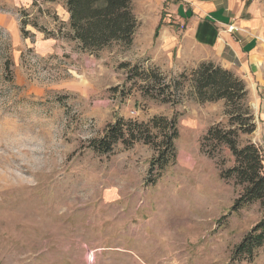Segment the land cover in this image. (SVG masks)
<instances>
[{
  "label": "rangeland",
  "instance_id": "rangeland-1",
  "mask_svg": "<svg viewBox=\"0 0 264 264\" xmlns=\"http://www.w3.org/2000/svg\"><path fill=\"white\" fill-rule=\"evenodd\" d=\"M22 13L41 28L27 25L24 35ZM66 13L64 0H0V264H264V246L252 263L231 258L262 207L232 211L241 187L220 177L229 149L215 157L200 149L208 126L226 119L223 100L191 93L200 63L170 67L140 31L125 50L85 53L59 31ZM122 62L157 69L181 81L179 90L168 102L143 97ZM248 101L259 120L247 137L264 155V120ZM153 115L176 116L178 128L176 160L154 185L152 145L87 147L116 117Z\"/></svg>",
  "mask_w": 264,
  "mask_h": 264
},
{
  "label": "trees",
  "instance_id": "trees-1",
  "mask_svg": "<svg viewBox=\"0 0 264 264\" xmlns=\"http://www.w3.org/2000/svg\"><path fill=\"white\" fill-rule=\"evenodd\" d=\"M132 1L64 0L68 20L58 23L59 31L74 41L78 49L91 55H97L111 45L125 50L133 44L139 24L132 11ZM22 15L21 31L24 35L27 34V25L41 28L36 21L26 19L28 13ZM120 66L127 67L126 80L138 86L141 96L155 101H170L181 85V81L166 80L157 69H144L139 63L122 62ZM189 74L191 93L198 102L223 100L225 103V121L208 126L200 138V149L209 157L217 156L224 147L229 149L232 164L220 170V177L233 178L241 187L231 206L232 211L256 201L261 204L260 219L242 236L231 256L236 262L252 263L257 249L264 246V155L247 137L257 127L248 101V89L240 76L210 61L201 62ZM180 78L186 79L187 74L180 73ZM177 137L176 116L153 115L147 121L120 116L108 123L99 137L89 139L87 147L106 154L117 143L125 147L137 141L152 145L157 154L150 161L148 180L154 185L164 169L176 160L174 140Z\"/></svg>",
  "mask_w": 264,
  "mask_h": 264
},
{
  "label": "crops",
  "instance_id": "crops-1",
  "mask_svg": "<svg viewBox=\"0 0 264 264\" xmlns=\"http://www.w3.org/2000/svg\"><path fill=\"white\" fill-rule=\"evenodd\" d=\"M138 3L141 11L135 6L133 9L139 22L136 33L140 31L144 39L154 42L158 57L163 56L170 67L177 69L210 61L233 71L244 80L248 96L258 103L260 120H264V11L260 0ZM45 46L40 47L41 53ZM79 94L85 95L82 91ZM257 120L259 115L256 124Z\"/></svg>",
  "mask_w": 264,
  "mask_h": 264
},
{
  "label": "built area",
  "instance_id": "built-area-1",
  "mask_svg": "<svg viewBox=\"0 0 264 264\" xmlns=\"http://www.w3.org/2000/svg\"><path fill=\"white\" fill-rule=\"evenodd\" d=\"M232 27H233V25H230V26H229V29H232ZM131 113L133 114V111H131Z\"/></svg>",
  "mask_w": 264,
  "mask_h": 264
}]
</instances>
